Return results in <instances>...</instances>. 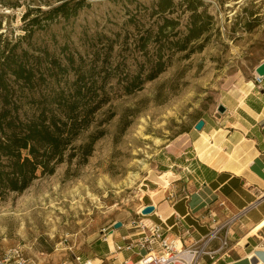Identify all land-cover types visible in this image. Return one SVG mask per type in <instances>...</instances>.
Here are the masks:
<instances>
[{
    "label": "rangeland",
    "instance_id": "1",
    "mask_svg": "<svg viewBox=\"0 0 264 264\" xmlns=\"http://www.w3.org/2000/svg\"><path fill=\"white\" fill-rule=\"evenodd\" d=\"M173 1L162 12L159 0H0L1 53L28 51L30 63L40 58L43 67H68L72 60L59 75L62 82L90 69L110 97L53 175L39 174L26 191L0 201V264H17L12 257L18 254L41 264H61L73 254L122 264L109 247L115 249V240L125 244L119 233L135 232L150 180L160 182L163 154L179 151L198 118L218 115L219 106L254 78L264 62V0ZM62 5L63 13H51ZM190 9L207 31L178 51ZM166 19L177 25L159 34ZM158 50L169 61L165 71L125 94L121 85L139 71L144 79L145 61ZM97 135L84 161L78 148Z\"/></svg>",
    "mask_w": 264,
    "mask_h": 264
},
{
    "label": "crops",
    "instance_id": "2",
    "mask_svg": "<svg viewBox=\"0 0 264 264\" xmlns=\"http://www.w3.org/2000/svg\"><path fill=\"white\" fill-rule=\"evenodd\" d=\"M243 88L229 96L225 113L198 118L179 151L163 154L156 170L160 182L150 180L142 207L155 211L139 216L183 246L234 218L227 233L229 257L218 264H264V82L257 86L253 78ZM200 119L205 126L196 131ZM119 246L115 240V249L109 247L113 260H139V251L125 258Z\"/></svg>",
    "mask_w": 264,
    "mask_h": 264
},
{
    "label": "trees",
    "instance_id": "3",
    "mask_svg": "<svg viewBox=\"0 0 264 264\" xmlns=\"http://www.w3.org/2000/svg\"><path fill=\"white\" fill-rule=\"evenodd\" d=\"M195 1L202 4L200 0ZM173 2L159 0L158 8L167 11ZM65 7L62 5L51 13H63ZM190 10L194 13L187 35L176 43L178 51H185L207 31L201 24V15L196 9ZM175 25L177 22L166 19L159 34H163L166 27ZM140 46L146 53L147 42ZM27 53L18 55L13 49L7 54L0 52V201L9 193L26 191L39 174L53 175L57 166L64 162L66 152L110 99L107 84L98 85L90 69H78L74 79L62 82L59 75L63 74L60 77L63 78L68 73V68L74 64L72 60L68 67L60 64L55 67L56 63L43 67L40 58L30 63ZM168 64L162 51L158 50L152 59L145 61V78L141 79L139 71L132 80L122 84L121 89L125 94L141 90L144 83L162 74ZM15 91L21 95L16 96ZM99 137L91 136L78 148L84 161L92 155ZM75 156L72 154L69 158Z\"/></svg>",
    "mask_w": 264,
    "mask_h": 264
},
{
    "label": "built area",
    "instance_id": "4",
    "mask_svg": "<svg viewBox=\"0 0 264 264\" xmlns=\"http://www.w3.org/2000/svg\"><path fill=\"white\" fill-rule=\"evenodd\" d=\"M254 82L260 86L264 78L255 73ZM138 216L145 217L142 211ZM234 218L212 229L211 233L200 241L190 245H184L175 239L164 236L162 229L155 224L147 225L142 220L134 227L135 232L123 239L124 245L117 248L118 252L127 251L135 253L139 260L135 264H218L220 259L229 257L230 244L228 239V227ZM189 233V232H187ZM180 244V245H179ZM141 252L143 254H141ZM17 258V264H41L39 261L25 259L22 254ZM12 258L6 260L10 262ZM124 262L123 264H126ZM61 264H93V260L73 254L70 261Z\"/></svg>",
    "mask_w": 264,
    "mask_h": 264
},
{
    "label": "water",
    "instance_id": "5",
    "mask_svg": "<svg viewBox=\"0 0 264 264\" xmlns=\"http://www.w3.org/2000/svg\"><path fill=\"white\" fill-rule=\"evenodd\" d=\"M255 73L257 75H259L260 77L264 78V62L261 63L256 69H255ZM218 111L220 113H225L226 108L223 105L219 106ZM205 126V121L203 119H200L194 126V129L196 131H202L203 128ZM155 211V207L152 205L146 206L145 209L143 210L142 214L147 216V215H151L153 212ZM122 227L121 223L116 224V228L119 229Z\"/></svg>",
    "mask_w": 264,
    "mask_h": 264
},
{
    "label": "bare ground",
    "instance_id": "6",
    "mask_svg": "<svg viewBox=\"0 0 264 264\" xmlns=\"http://www.w3.org/2000/svg\"><path fill=\"white\" fill-rule=\"evenodd\" d=\"M143 212V211H142ZM117 233V231L116 232H113L112 233V235L110 236V238L111 237H113L114 238V236H115V234ZM180 245V244H179ZM104 262L103 261H100L99 259L98 260H96V259H94L93 260V264H103ZM126 264H135V263H132V262H127Z\"/></svg>",
    "mask_w": 264,
    "mask_h": 264
}]
</instances>
